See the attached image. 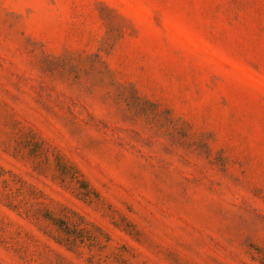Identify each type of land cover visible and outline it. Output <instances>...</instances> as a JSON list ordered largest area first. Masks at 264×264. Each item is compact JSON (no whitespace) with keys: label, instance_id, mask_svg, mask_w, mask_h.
<instances>
[{"label":"rangeland","instance_id":"1","mask_svg":"<svg viewBox=\"0 0 264 264\" xmlns=\"http://www.w3.org/2000/svg\"><path fill=\"white\" fill-rule=\"evenodd\" d=\"M0 264H264V0H0Z\"/></svg>","mask_w":264,"mask_h":264}]
</instances>
